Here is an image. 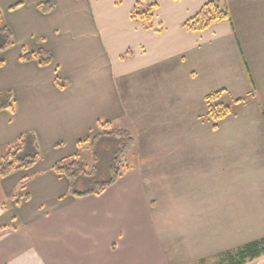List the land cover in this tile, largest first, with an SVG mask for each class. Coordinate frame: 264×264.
<instances>
[{
    "label": "crops",
    "instance_id": "0c3cea01",
    "mask_svg": "<svg viewBox=\"0 0 264 264\" xmlns=\"http://www.w3.org/2000/svg\"><path fill=\"white\" fill-rule=\"evenodd\" d=\"M138 1L0 0L14 36L0 93L15 104L0 112V149L28 132L41 149L33 168L0 180V264H216L264 239V0H147L158 5L152 29L132 19ZM211 1L231 21L186 30ZM40 49L50 66L20 61ZM218 91L234 113L214 130L206 97ZM127 117L146 156L103 194L72 196L54 166Z\"/></svg>",
    "mask_w": 264,
    "mask_h": 264
},
{
    "label": "trees",
    "instance_id": "16d2710c",
    "mask_svg": "<svg viewBox=\"0 0 264 264\" xmlns=\"http://www.w3.org/2000/svg\"><path fill=\"white\" fill-rule=\"evenodd\" d=\"M19 7L15 6V8ZM43 13H51L52 3L39 5ZM157 4H150L147 0L137 2L132 10V19L139 22L145 29H152ZM143 10V11H139ZM231 21L230 13L224 1H211L191 19L184 27L191 32L210 29L214 24ZM14 46L12 30L4 22L0 10V54ZM131 53V52H129ZM53 54L40 49L34 53H25L21 62L35 61L40 67H48L53 62ZM5 61L0 59V68ZM252 85L254 79L249 69ZM56 85L65 90L68 83L56 78ZM225 91H218L206 97L207 117L214 123V130L219 124L234 113V108L222 101ZM244 99L235 100V104L244 103ZM14 93L12 91L0 93V112L14 111ZM136 140L129 129L118 128L114 122L101 123L99 131L78 143L79 154L57 163L53 171L65 176L70 183V194L76 198L90 195H101L108 188L116 184L123 175L131 170L128 159L135 149ZM89 152L91 162L83 161L82 153ZM41 157V149L37 136L28 132L20 136L15 142L0 149V180L10 177L16 172L33 168ZM264 257V239L247 243L237 249L227 251L217 257L216 264H250Z\"/></svg>",
    "mask_w": 264,
    "mask_h": 264
},
{
    "label": "rangeland",
    "instance_id": "374dc122",
    "mask_svg": "<svg viewBox=\"0 0 264 264\" xmlns=\"http://www.w3.org/2000/svg\"><path fill=\"white\" fill-rule=\"evenodd\" d=\"M225 2V1H224ZM139 11H143V10H139ZM228 104H230L231 106H233L234 107V104H233V102H231V101H228L227 102ZM127 119V123L126 122H124L123 124L121 123V124H118V123H116L115 125H116V127H118V128H127V129H131L132 131H133V133L136 135V136H139V141H140V144H141V142H143V139H144V141H145V135H142V131H140V127H141V125L137 122L138 121V118H133V117H127L126 118ZM126 125V126H125ZM142 128V127H141ZM130 130V131H131ZM131 131V132H132ZM213 131V130H212ZM214 132V131H213ZM132 133V134H133ZM201 139H204V142L205 141H207L208 143H210V141L211 142H213V143H216L217 145H218V135L216 136V137H209V136H207L206 134H205V136H202L201 137ZM145 144V146H149L148 145V142L146 141V143H144ZM149 151V149H146V148H142V147H140V145H139V143H138V148H135V150L133 151V155H131L130 157H129V159H128V164H129V167H132V166H138L139 165V162H140V160H141V157L140 156H137L138 154H140V155H144L145 154V156H146V153ZM165 152V154L164 155H161L160 157H163V158H166V150L164 151ZM142 153H144V154H142ZM90 157V154H89V152H87V151H84L83 153H82V160L83 161H85V162H91V158H89ZM152 159H153V157H151ZM150 160V159H149ZM147 161V160H146ZM215 161H217V164H218V158H217V160H215ZM218 171V170H217ZM158 172V171H157ZM158 173H160V172H158ZM216 175H218V174H216ZM156 178H157V176H156ZM178 183H180V182H175V185H178ZM216 183L218 184V181H216ZM160 185H166V179L164 180V179H162V181L160 182ZM209 217V216H208ZM207 217V218H208ZM208 224V231H214V225L216 224V222L214 221V223L212 224V222L210 223V222H208L207 223ZM211 225H213V226H211ZM166 235L167 236H175V237H178V236H180V232H179V230H177V229H172V231L171 232H167L166 231ZM182 236H183V233H182ZM183 248V250H184V248L185 247H182ZM264 261V257H262L261 259H259V260H257L256 261V263H250V264H261L262 262ZM259 262V263H258Z\"/></svg>",
    "mask_w": 264,
    "mask_h": 264
}]
</instances>
